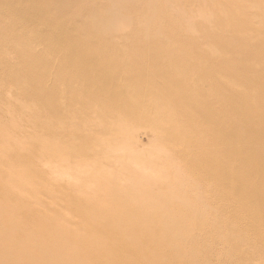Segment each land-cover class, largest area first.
<instances>
[{"label":"bare ground","instance_id":"6f19581e","mask_svg":"<svg viewBox=\"0 0 264 264\" xmlns=\"http://www.w3.org/2000/svg\"><path fill=\"white\" fill-rule=\"evenodd\" d=\"M49 1L57 0H0V43H8L0 46V264H264V221L240 212L264 215V0H170L172 15L147 6L129 34L150 37L140 43V56L152 58L141 67L135 60V71L129 68L136 52H116L113 60L107 43L93 41L105 30L90 12L95 21H80L70 36L52 28L36 35L31 27L32 36L22 39L18 28L39 19L27 2L41 14ZM41 25L52 27L44 18ZM195 29L199 35L190 34ZM123 40L128 49L136 46ZM174 52L197 53L196 67L159 61ZM119 69L139 80L151 79L146 70L158 71L154 77L167 83L130 91L114 80ZM197 73L199 86L184 82ZM106 83L115 86L109 91ZM141 101L150 103L145 116L155 143L192 169L184 182L178 170L174 181L159 167L158 175L142 165L131 175L121 172L124 156L112 154L124 145L115 134L138 128ZM221 104L229 111L217 112ZM206 116L210 133L195 123ZM257 117L255 129L248 121ZM247 182L256 189L242 186ZM142 184L150 189L138 194ZM183 190L202 196L187 202ZM162 210L168 216H158ZM176 221L182 227L174 231Z\"/></svg>","mask_w":264,"mask_h":264},{"label":"rangeland","instance_id":"374dc122","mask_svg":"<svg viewBox=\"0 0 264 264\" xmlns=\"http://www.w3.org/2000/svg\"><path fill=\"white\" fill-rule=\"evenodd\" d=\"M53 1H56V0H53ZM177 1L178 2H183L185 0H177ZM49 2H51V1H49ZM27 3L29 4V2H27ZM54 3H56V5L57 4H60L59 7H57ZM170 3H171L170 0H57L56 2H53V3L51 2L50 4H48V7L50 8L51 11L56 10L55 9V6H56V8H58L55 12L52 13V15H51V12H50L49 8H46L47 9V12H46V10H44L45 9V7H44L45 5L44 4H43L44 6H41L42 7L41 10H44L45 12L44 11L43 12L41 11V14L38 12V11H40V8L39 7H38L39 9H37V6H36L35 8L37 10H35L34 8L32 9V7L34 5L29 4L31 6L30 7L27 4V7H29L30 10H29V8H27L26 10H29L31 14H32V12H35L36 11L35 14L38 13L39 19L38 20H35L34 19L32 21H28L27 24L32 23V22L33 23L31 25L29 24V26L27 25L26 28L24 26H23L24 28L21 27V29L23 28L22 30L21 29L19 30V28H18V33L17 34L18 35H21L22 34L23 35L22 36V39L23 38H28V37L32 36V32L29 31V30H30L31 27H33L34 28V33L36 35H39V34L42 35V33L45 35V32L50 33L48 31V29L49 28H52L55 33L57 31L58 32L60 31V32H62V34H65V35H69L70 36V35H72V33H75V30L76 31L78 30V28L77 29H75V28L80 23V21L81 22H84L85 21L88 24H90V22H92V21H90V19L92 18V16L94 18V14H96L95 16H97V17L94 18V19H97L98 18V20H100V24H101L102 28L105 30V33L103 34L102 38H100V39H97L96 38L93 41H95V43H97L99 46L100 45H106L102 41H104L105 43H107L106 46L108 47V50L106 52V57L107 58L111 57L113 60H116V55H115V54H117L116 52L121 53L123 55H125V54L128 55V53H131V51L136 52L137 55L135 53H133L132 56H131V61L133 63L131 62L132 63L131 66L132 67L129 68L130 71H135L137 69L136 65H138L135 62V60L136 61H139L138 62L139 63V66L138 67H141L140 66L141 64L145 63L147 61V59H151L152 57H151V55H148L149 57L148 56L147 57L146 56H140V55H142L141 54L140 43L141 42H144V40H151L150 37L147 36V35H145V34H142V35H139V36H135V37L134 36H131V34H129V31H130V29H132V26L134 25V23L140 22L139 19H136L134 17L135 16H140L141 18L144 17L142 15H146L145 9H146L147 6L149 8H151V7H158V9H160V8L163 9V10L165 9V11H162L161 9H160V11L161 12H169V14H171V15H172L173 12H174V14H176L177 13V9L175 7H173L172 4H170ZM45 4H46V7H47V3H45ZM77 6H78V8H77ZM43 7H44V9H43ZM68 7H69V9H67ZM31 10H34V11L31 12ZM48 10H49L50 13H48ZM104 10L105 11H108V12H104ZM89 12L92 13V16L89 14ZM97 13H101L102 16H101V14L98 16ZM174 14H173V17H174L173 19L174 20H178V17H175L176 15H174ZM40 15H41V18L46 19V21H48L49 24H52V27H48L47 25H44V26L41 25ZM45 15H47V16H45ZM94 19H93V21H95ZM144 20L146 21V20H149V19L148 18H144ZM196 30L197 29L192 30L190 32V34L191 33H194ZM180 31H181V29H180ZM181 32H178V33L179 34H183V35H188L189 34L188 31H181ZM196 32L198 33V35L200 34L199 31H196ZM24 34H25V37H24ZM46 36H52V37L56 38L55 34H53V35H46ZM117 37L120 39L119 42L117 40ZM123 37L130 38L131 39V42L130 43L135 44L136 46L134 48H132V49H128L127 48L128 45H126V43L124 42ZM40 39L41 38H39V37H37V38L34 37L32 41L34 42L35 45L36 44H39L40 46H42L41 45L42 44L41 41L39 42ZM1 43L3 45H1ZM1 43H0V46H4V45L8 44L7 42H6V44H4V41L1 42ZM90 43L91 42L86 41L85 45H88ZM173 54L174 55H169V57L167 55L165 57L164 56L163 57L161 56L159 58V61H162V60L164 61L165 60V62H168L169 63L168 67H170V68H175L173 66H176V68H177V65L178 64L182 68H188L189 65L190 66L192 65L191 68H193L194 66L196 67V64H195L196 62H194V61H197L199 59V57H200L197 53H194V55L193 54H190V55L180 54L179 55V54H175V52H174ZM65 55H67V54L65 53ZM64 56H62V58ZM140 58H142V59H140ZM157 59H158V57H157ZM192 60H193V62H192ZM140 61H143V62H140ZM58 64H59V62H58ZM157 73H158V71H156L155 73L152 74L151 70H146V77L147 78L151 77V79L150 80H146L144 78L143 80H139V79H135L134 76H128L127 71H123V69H122V72H121V69H119V71H118V73H117V75H116V77H115L114 80H119L123 84L124 83L130 84V86H129L130 91L136 90V88H138V86L147 88V90H148L149 88H151L153 86L162 85V84H166L167 83V80H164L163 81L161 78H158L157 76L154 77ZM76 75L79 76V73H76ZM194 76H192V79L193 80L191 78H187V79H184V82L185 83H188L190 81L192 83V81L195 80L193 84L197 85V83L199 82L197 80V77L199 78V80H201L202 79V76L199 73L195 74ZM133 81H135V82L133 83ZM207 85L208 84L206 83L205 85H203L204 88L202 86H201V88H203V89L206 88L207 89L209 87ZM105 86L107 87V90L110 91L115 85H114V83H106ZM197 86H199V85H197ZM142 90H144V89H142ZM75 99L77 100L76 97H75ZM95 102H96V100H95ZM123 103H124V100H122V103L121 104H123ZM138 104H139V107H138ZM138 104H137L136 110H137L138 114H140V115L143 116L140 119H138V122H139V125H137L138 128H133L135 130H129V132H127V134H125V135L124 134H119L120 135V138H119L118 134H115V136H116L115 140L116 139H119V140H116V143L119 146H122V144L124 145L120 149L124 148L123 150H125V146H126V148H128V149H126L127 150L126 151L127 153L126 152L125 153L127 155H128V153L130 154V155H128L130 158H128L125 153H124L125 155H123V152H122L123 150L122 151L121 150H116V152L114 151V153L112 154L113 156H117V155L120 156V154H122V157L124 156L123 157V160L120 161L121 163L119 162L120 168H122L121 169V172H127L128 171V172L132 173L131 170H134V169L136 170V168H138V167H140L139 169H141V165L143 166L144 169L149 166L148 168H150V169H148V171L146 170L147 173H149V171L152 170L150 174L158 175V173H157L158 170H161L162 169L161 172L164 173L163 175L167 176L168 179L170 178L171 181H172V179L174 181V176L176 177L175 173L177 172L176 170H178V173H176V174H178L179 176L181 174V177L182 178L179 177L178 179L182 183L183 180L184 181L186 180V179H183L184 176H187L191 172H193L192 169H187L189 165L186 164L185 161L183 162L180 158L174 160L173 159L174 157L171 155V152H169L168 149H166L163 146V144L158 143V142L155 143L157 138H156L154 132H151L150 131L151 130V129H149L150 122H149L148 117L145 116L146 110L149 107L150 103H148L147 101H141ZM91 106H92V104H91ZM91 106H89V107H91ZM89 107H88V111L90 110ZM215 108H217L216 109L217 112H220V113H225L226 111H229L228 110L229 107H227L226 105H223V104H221L219 106H216ZM239 108H241V107H239V105H238V109ZM164 114H165V116H167V118L169 120H172L173 118H175V115H176L175 111H169L168 113H167V111H165ZM191 118L192 117H190L188 119L185 118V123L190 122V120H192ZM125 119H126V117L123 118L124 121H125ZM210 120H211V118L209 119V117L206 116V117H201L195 123L203 124V125L208 126L207 129H206V126H205V131L208 132V133H210V132H212V130L214 128L213 125H210V123H211ZM121 121H122V119H121ZM247 121H248V118H247ZM249 121H250V119H249ZM249 121H248V124L252 128H255L256 129L257 123L260 121V119L257 117V118H255L254 121L253 120H251L250 122ZM262 124L264 125L263 122H262ZM58 125L59 124H57L56 126H58ZM211 126H213V127H211ZM239 139H244V138L241 137ZM260 143H264V141H260ZM125 144H127V145H125ZM204 144H205L204 145V148L207 149V152H210V149H212V148H210V147H212V142L211 141H206ZM163 147L165 149H163ZM219 147L220 146L217 145V148H219ZM153 154H154V156H153ZM168 154H170L171 156L168 155ZM131 157L133 159H131ZM128 159H130V160H128ZM105 160H111V158L108 157ZM132 160H134V161H132ZM249 160L250 159H248V161ZM134 162H135L136 165L134 164ZM179 163H180V165H181V163L183 165H182V167L177 168L176 166ZM144 165H146V166L144 167ZM133 167H134V169H132ZM158 167H159V169H158ZM156 169H158V170H156ZM130 173H128V175H131ZM187 173H189V174H187ZM78 175L82 176L81 174H78ZM178 175H177V177H178ZM191 181L189 180L187 182L189 184V186L191 185V183H193ZM197 182L199 183V185H197L198 184ZM197 182H196V184L194 183V186H196V187L199 186L200 187V185L201 186L203 185L201 182H199V181H197ZM122 183H125V182L122 181ZM147 185L148 184L136 185L135 190H137L138 194L143 193L146 190L148 191L150 189V186L148 187ZM242 186H245V187L248 188L250 186V184L247 182V183L243 184ZM249 188L250 189L251 188H255L256 189V186H253L252 185ZM193 189H194V187H193ZM174 192H176V191H174ZM180 192H181V197L183 196L182 200L186 196L188 197V198L186 197L184 199L185 201H187L186 199L192 200V199H194V198L196 199V198H198L200 196V195H197V193L195 194L194 192L193 193L191 192L192 194L189 193V192L184 193V190H183V192L182 191H180ZM177 193H179V192H177ZM194 194L196 195V197H194L195 196ZM178 195H179V198L181 199L180 193ZM192 195H194V196H192ZM206 197H204V198H206ZM185 201H182V203L185 202ZM42 202L43 201H41V203ZM187 202H189V201H187ZM41 203L39 202L38 204H41ZM43 204H45V205H43ZM182 205H184V204H182ZM42 206H46V203L43 202L42 205H41V207ZM163 212H164L163 210H162V212L159 211V215L158 214L157 215L158 216L161 215V216H163V218L166 217L165 214H167L168 211L167 212L165 211L166 213L164 212V215H163ZM240 212L246 214L249 217V220L251 222H253V221L254 222H256V221H264V215L261 214V213H257V212H252V213L251 212H247L246 213L243 210H241V208H240ZM227 213H228V211H227ZM167 216H168V214H167ZM176 223H178L180 226H178V228H175L176 230L174 229V231H177V230H179V228L182 227V224L180 222H177L176 221ZM211 223H212V221L211 222L210 221L209 222L207 221L206 222V225H204V226L210 225ZM245 223H243V224H245ZM202 224H204V223H202ZM213 226H214V223H213ZM183 233H185V232H183ZM183 233L180 232L181 236H183V237L188 235L187 234L188 232L185 233V235ZM167 234H168V236L170 238L173 237V236L169 235V232ZM220 244L223 245V246H225L223 243H220ZM240 244L241 245L242 244H246V241L245 242H243L242 240L240 241V243L238 244L239 245V249H240V246H241ZM225 247H223V248H225ZM223 248L222 249L220 248V252L219 253L222 254L225 249H226L225 251H227V252L224 251L223 254L228 253L227 248H225V249H223ZM198 252L199 253L201 252L203 254V251L200 248H198ZM219 253H218V255L220 256ZM210 256H212V254H210ZM215 256H217V253L215 255L213 254L212 257L214 258ZM234 264H242V261L240 259H236V262Z\"/></svg>","mask_w":264,"mask_h":264}]
</instances>
